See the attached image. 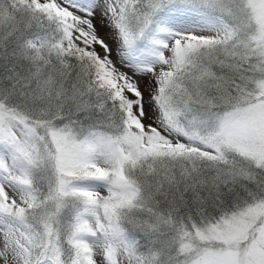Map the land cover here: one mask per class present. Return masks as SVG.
Masks as SVG:
<instances>
[{"label":"snow or ice","instance_id":"1","mask_svg":"<svg viewBox=\"0 0 264 264\" xmlns=\"http://www.w3.org/2000/svg\"><path fill=\"white\" fill-rule=\"evenodd\" d=\"M0 264H264V0H0Z\"/></svg>","mask_w":264,"mask_h":264}]
</instances>
